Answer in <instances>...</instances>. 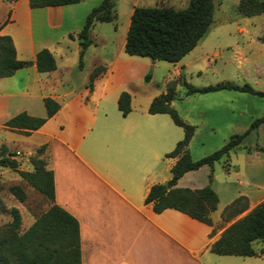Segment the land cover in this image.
<instances>
[{
    "label": "crops",
    "instance_id": "0c3cea01",
    "mask_svg": "<svg viewBox=\"0 0 264 264\" xmlns=\"http://www.w3.org/2000/svg\"><path fill=\"white\" fill-rule=\"evenodd\" d=\"M77 3L29 7L28 0H9L8 19L0 23V34L10 36L15 58L30 64L0 77V144L20 146L29 155L37 146L46 145L40 156L52 172L54 202L78 222L80 264H255L248 259L252 256L217 255L209 247L238 218L234 215L221 222L220 212L226 204L244 195L249 210L264 199L260 178H250L249 188L237 191L222 205L217 201L209 213L212 225L172 208L153 212L143 202L148 188L160 183L151 168L179 138L165 118L167 114L148 113L147 107L134 112L130 107L127 114L109 122L101 119L102 127L94 129L99 96L114 72L115 59L110 62L101 57L87 71L86 82L91 70L101 67L91 89L85 84L79 92L66 84L56 66L51 71L36 70L34 58L39 49H48L54 57L53 48L64 35L77 38L76 32L91 8L76 12L73 7ZM71 20L76 31L64 27ZM43 26L52 32L59 29L58 34L41 32ZM179 71V66L174 68L176 74ZM44 97L54 99L58 108L40 127L27 135L2 127L20 111L44 116ZM167 158L170 167L175 157ZM202 166L183 173L175 186H203L194 185L192 176V171ZM23 170H31L29 162ZM185 178L190 179L183 183Z\"/></svg>",
    "mask_w": 264,
    "mask_h": 264
},
{
    "label": "rangeland",
    "instance_id": "374dc122",
    "mask_svg": "<svg viewBox=\"0 0 264 264\" xmlns=\"http://www.w3.org/2000/svg\"><path fill=\"white\" fill-rule=\"evenodd\" d=\"M99 1L79 0L73 8L76 12L83 11ZM112 1L114 19L94 22L89 32L91 42L80 59L77 38L64 35L53 48L58 73L75 92L84 88L87 71L99 60L106 58L111 62L115 59L112 62L114 72L107 79L103 94L99 96L94 129L102 127L104 121L101 124V119H108L109 122L114 117L123 116L115 105L116 96L121 91L129 94L130 107L138 112L147 107L152 97L172 89L170 105L180 118L194 128L187 144L191 159H199L219 148L232 134L246 132L234 149L214 161L211 166L212 177L209 184L217 194L219 205L229 197L232 198L237 191L249 188V179L255 176L262 180L263 188L259 190L264 191V123L248 130L250 122L264 111V96L234 89L187 95L186 87L181 83V79L192 86L218 82L238 85L246 83L255 90H264V13L251 16L240 13L239 3L252 8L249 0H212V21L196 45L176 63L164 60L150 62L148 57L127 55L122 50L132 7L161 5L180 9L186 6L188 0ZM255 1L258 3L261 0ZM8 8L9 0H0V23L7 21ZM43 27V33H52L53 36L58 34L59 29L52 32ZM64 27H71L72 31H76L72 20L66 21ZM177 66L180 67L178 74L174 72ZM145 76H148L147 80ZM164 116L176 130L179 136L177 140L181 139V128L174 125L168 115ZM247 147L251 148L250 153L246 152ZM8 149L18 158V168L23 169L30 155L20 146ZM167 152L161 153L151 168L152 174L160 183L169 175V158L164 156ZM209 170L208 165H203L192 171L194 185L206 184ZM189 179H182L183 183ZM10 184L23 188L26 194L24 201L18 202L7 192L6 187ZM48 204L43 195L24 180H19L15 171L0 167V225L10 220L8 208L15 206L21 217L19 230H23ZM248 207L247 202V208L234 217L242 216L248 211ZM223 221L226 220L221 218V222ZM252 245L258 254L248 259L255 264H264V239L253 241Z\"/></svg>",
    "mask_w": 264,
    "mask_h": 264
},
{
    "label": "trees",
    "instance_id": "16d2710c",
    "mask_svg": "<svg viewBox=\"0 0 264 264\" xmlns=\"http://www.w3.org/2000/svg\"><path fill=\"white\" fill-rule=\"evenodd\" d=\"M79 0H28L29 7H42L76 3ZM252 8L238 4V11L245 16L264 13V0H249ZM212 0H188L185 7L174 9L168 6H134L129 15L122 50L127 55L164 60L170 63L178 61L191 50L203 36L212 21ZM115 17L112 0H100L86 13L83 23L76 32L79 43L78 57L90 44V28L95 21H110ZM30 64L28 60L15 58L12 40L7 34H0V77L11 75L16 69ZM80 64V60H79ZM34 65L38 72L51 71L55 68V60L51 52L41 48L35 53ZM101 70L97 66L88 74L86 86L92 87L95 75ZM181 77V75L179 74ZM148 76H145L147 80ZM181 83L186 87L185 94L204 93L218 89H234L251 94L264 96V90H255L248 84L218 82L205 86H192L184 79ZM173 97L172 89L151 98L146 111L148 113H166L171 121L182 129V137L166 157H175L169 167V177L165 180L167 188L161 183L152 184L143 202L149 204L153 212L165 208L180 211L190 218L212 225L209 213L216 208L217 194L211 188V166L214 161L234 149L244 134H232L227 141L212 152L193 160L190 158L187 144L193 134V126L180 118L170 105ZM45 109L44 116H34L20 111L3 123L2 127L23 135L40 127L58 108V103L49 97L42 98ZM116 108L125 115L130 110L129 94L121 91L116 98ZM264 123L263 113L253 119L248 130L255 129ZM247 130V131H248ZM45 144L37 146L28 158L31 170L18 168V161L6 145L0 144V167L16 172L30 187L43 195L49 202L48 206L34 217L33 221L23 230H19L21 217L15 206L8 208L10 220L0 225V264H80L79 227L78 222L70 213L54 202L53 178L50 169L45 167L41 154ZM255 149H257L255 147ZM246 152L251 148L247 147ZM202 165L210 167L207 183L198 188L177 187L176 180L186 171L197 169ZM7 192L18 202L24 201L26 194L17 184L6 187ZM247 208V198L238 195L221 212L220 217L227 220ZM2 205H0V210ZM212 232V230H211ZM210 232V233H211ZM264 239V199L242 216L230 222L214 240L209 250L217 255L255 256L253 241Z\"/></svg>",
    "mask_w": 264,
    "mask_h": 264
},
{
    "label": "water",
    "instance_id": "95a60500",
    "mask_svg": "<svg viewBox=\"0 0 264 264\" xmlns=\"http://www.w3.org/2000/svg\"><path fill=\"white\" fill-rule=\"evenodd\" d=\"M149 59H150V62L154 61L153 58H149ZM161 184H162L163 188H167L166 181H163Z\"/></svg>",
    "mask_w": 264,
    "mask_h": 264
}]
</instances>
